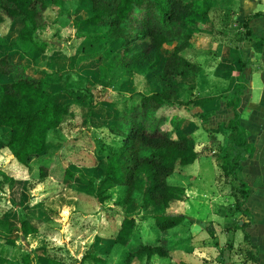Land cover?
I'll use <instances>...</instances> for the list:
<instances>
[{
	"label": "trees",
	"instance_id": "obj_1",
	"mask_svg": "<svg viewBox=\"0 0 264 264\" xmlns=\"http://www.w3.org/2000/svg\"><path fill=\"white\" fill-rule=\"evenodd\" d=\"M78 3L85 7L84 16L69 20L68 13H60L53 19L60 26L74 25L77 35L83 38L81 46H76L70 56L69 66L59 72L56 57L63 54L59 45L53 39L40 38L38 30L47 24L44 11L51 6L62 7L64 0H0V25L5 21L10 23L8 35L0 34V127L8 130L7 134H0V144L6 145L20 163L30 165V162H37L40 177L51 175L63 181L73 180L78 174L86 183L87 192L92 183L98 181L102 188L107 183L124 187V195L116 203L124 211L114 210L113 213L119 219L116 233L98 251L93 245L87 248L81 262L89 260L91 264H105L112 242L125 246L130 261L148 258L154 253L166 255L165 248L169 247L172 237L163 236L164 244L156 243L157 240L142 241L134 231V213L127 211L126 206L139 204L146 217L143 218L162 231L183 218L182 213L168 211L171 204L186 198L183 186L171 183L168 176L177 167L193 162L197 151L182 122L175 124L176 113L167 117L157 111L163 106H175L178 110L185 108L204 121L205 114L210 111L207 104L217 97L187 96L185 93L186 99L180 98L185 91L181 88L183 80L193 75L197 68L183 51L190 45L193 19L205 17L209 0H79ZM256 14L259 12L244 17L243 25L248 34L251 29L247 21ZM103 36L107 37V42L90 52L91 60L80 59V54L89 53L87 46L96 44ZM11 37L14 39L9 40ZM251 37L264 39V35ZM13 45L25 53L31 64L46 55L44 64L34 65V72H30L25 63L13 62L10 58ZM166 45L170 46L168 51L164 48ZM48 48L52 51L47 52ZM76 54L79 61L75 65L72 62ZM238 61L240 84L234 92L217 97L224 99L234 110V116L209 131L222 133L228 129L239 136L238 143L225 152L220 166L225 175L236 181L231 185V194L235 207L241 208L249 187L238 178L237 171L245 154L249 153V143L245 127L239 122L238 107L241 94L247 89L245 68L250 62L242 56ZM110 64L114 66L110 73L120 71L123 85L128 83L135 68L144 69L150 91L132 92L120 101V109L112 117L100 120L93 110L99 102L92 99V83L86 72L97 70L99 66L98 81L107 82ZM81 71H85L84 75ZM108 103L114 105V102ZM85 118L92 125L106 126L120 138V143L115 146L106 144L104 153L98 154L92 168L73 163L63 165L57 153L50 161L41 159L50 129L59 127L67 119L83 123ZM187 124L188 128L193 126V123ZM179 127L182 132L176 133ZM211 137L213 140L215 136ZM101 196L104 198L103 192ZM19 221V226L6 227L11 244L17 235L15 230L24 234L36 231V226L24 215L21 214ZM245 237L248 238L246 232ZM44 250L40 246L35 251L42 254ZM24 257L29 264L32 254ZM42 264L64 263L48 256ZM180 264L190 263L181 261Z\"/></svg>",
	"mask_w": 264,
	"mask_h": 264
},
{
	"label": "crops",
	"instance_id": "obj_2",
	"mask_svg": "<svg viewBox=\"0 0 264 264\" xmlns=\"http://www.w3.org/2000/svg\"><path fill=\"white\" fill-rule=\"evenodd\" d=\"M209 5V10L203 19H193L194 30L192 31L190 45L183 51V54L187 58V52L193 48L194 41H196V39L198 41L203 40L205 36L200 34L208 36L210 35L205 39L208 40L209 43H211L209 45L213 47V52H207L211 54L207 56L208 58L209 56H212L209 58L212 64L210 66V68H212L211 71L205 70L206 68L203 66L204 62H202V60L201 62L194 61L197 64V68L193 75L187 79H192L191 82L194 83L193 86H196L195 83L198 81L202 85L206 84V79L208 80V78H212L214 80L213 87L215 89L217 88V91L214 93L206 92L205 89L209 87V85H207L205 88H203V90L200 91L201 93H198V96L218 97L220 94L226 92H234V89L241 82L239 78L240 64L238 57L242 56L243 59H248L250 62L246 67L250 70L249 75H247L245 72L247 89L243 94H241V102L238 107L239 122L245 127L246 137L249 143V153L245 154V159L241 162V167L237 171L238 178H240L249 187L248 195L245 201L241 203V208L235 207L234 197L231 194L230 188V195L232 197V203L235 209L242 211L247 217L245 220L239 219L240 222H238L239 228L243 231V238L242 236L240 237V234L236 231L238 225L236 227L232 225L233 214L223 215L221 210V212L216 213V204L219 203L217 195L213 196V198H216V200L214 199L212 201L213 207H209V212L204 217L195 218L189 214L190 217H183L179 223L169 228L171 232H174L175 230L180 231L176 238V240L179 241L173 246V249L169 255L166 254L165 257H163V255L161 257V255L159 256L154 253L148 258H134L131 260V262L140 263L144 261L147 264L151 260L149 264H152L154 260H158L157 262L160 264H180L181 261H185L190 264H264V39L255 40L251 37L252 35H264V0H209ZM213 5L223 9L222 11H233V21H235V23L238 22L241 26V34L238 37L240 40L239 42H236L235 45H231L229 39L226 42L216 39L215 36L219 35L215 34L216 30L220 31L221 33L226 32L227 34H229V30L223 28L220 15L214 14L218 17H213L210 15V7ZM253 12H259V14L253 15L247 21V26L251 29V34H248L245 31L246 29L243 25V20L246 15ZM9 30L10 28L7 30L8 33ZM242 33L244 34L242 35ZM5 35L7 36L8 34ZM223 38L230 37L225 35ZM209 50L201 45L203 56L204 51L206 52ZM25 57L27 58L25 53L20 48L15 45L11 47L10 58L13 62L27 63L25 61ZM59 57L60 56H57L56 58ZM137 72H142L145 78L144 69L135 68L134 73ZM183 81L185 82L188 80L185 78ZM130 82L131 81L129 80L128 83L124 85L119 84V88L117 89L119 98L113 99L115 100L112 101L114 102V105L109 104L108 101H100L96 106L93 107V110L98 115L100 120L105 117H112L114 113L120 109V101L134 92L133 90H135V87L131 86ZM104 83L107 84L108 82H102V84ZM190 87L192 88V85L189 86V88ZM185 93L186 90L184 94ZM217 97L207 104V107L210 110L208 112V118L213 120V122H211L212 124L207 126L210 128L215 127L213 123L216 120L226 123L234 116V110L226 105L224 99L219 100ZM223 104L226 107L225 110H221ZM86 120L87 119L85 118L83 123H86L92 128L107 129L106 126L92 125ZM0 128L2 129L3 133H8V130L2 127ZM108 133L119 138L109 130ZM102 141L100 140L99 143H97L99 146L98 150H92L94 160H89L88 163L75 160L69 162L66 165L73 163L79 167L87 166L92 168L98 154H102L105 151L106 145L104 146ZM101 145H103V149L101 148ZM47 149L48 133L47 146L43 156L48 155ZM5 150L8 151V158L1 161L7 162V164H4L3 168L2 164L0 163V174L7 180L6 200L8 201L9 206H7L0 213V235L4 236L5 243L7 244V248H5L6 251L3 254H0V264H28L24 257L28 253L32 254V260L29 264H42V262H44L48 256L61 259L64 264H66L65 261L73 258L78 260V264L81 263L82 255L91 245L95 246L94 250L96 251H98L102 246L107 245V242H109L108 239L114 236L117 228L119 227V219L113 217L114 210L121 213L123 212L121 210V206L117 205L116 203L113 205H108V207L105 206L106 208L102 207L101 209L106 221L108 222L109 220L111 228L113 218L118 219V226L116 230L112 234H97L92 237L88 244L85 246L81 245L83 250L81 252L80 258L74 256L72 252H70L68 258L63 254L61 255V252L57 250L58 248L49 247L47 239L50 237V235L44 230H46L45 227L50 225V222L53 223L52 221H54L56 217H59L61 210H59L58 205H54L48 201V197L44 196L45 192H43V194L39 192L38 194H35V196L31 191V189L34 187L32 182L33 180H35V182H42L47 176L40 177L38 175V170V172H36V177L34 174V162H30V165L20 163L12 155L11 151L6 145L0 144V157H3L2 152ZM198 157L199 153L197 152V156L194 160L195 164L198 163ZM218 164V167L220 168L219 170L222 171L220 166L221 161H219ZM16 170H18V174H12V172H15ZM27 171L29 176L28 174H25ZM58 182L62 184L63 189L69 194V199H67L66 202H64L60 196L57 198V200L62 204H74L77 196L80 194L87 196V189H85L86 183L78 174L74 176L73 180L65 179L63 181L59 180ZM107 194L108 193H106V195ZM188 196H190V194H188ZM65 205L68 206L69 204ZM74 209H78V207ZM21 214L30 219V221L36 226V231L24 234L18 230H15L17 235L15 236L14 243L11 244L8 240L6 227L7 225L8 227L19 226V218ZM187 218L192 219V222L188 223V227L184 223ZM207 219H212L209 229L206 228V223H204V221ZM242 223H244L243 226L241 225ZM101 229L103 228L101 227ZM134 231L137 234L135 228ZM245 232L248 234V238L245 237ZM148 239L149 238H145L141 240L147 241ZM241 242L243 243L242 245ZM40 246L44 247L45 249L42 254H40L38 251H35L36 248ZM114 247H123V244L119 242L111 243L107 250L108 257L105 264L109 263L110 260H113L114 254L112 255V250ZM238 247L239 249L242 248L244 250L243 257L240 253H238ZM232 252L235 254L234 257ZM158 256L159 258H157ZM253 256H255V259Z\"/></svg>",
	"mask_w": 264,
	"mask_h": 264
},
{
	"label": "rangeland",
	"instance_id": "obj_3",
	"mask_svg": "<svg viewBox=\"0 0 264 264\" xmlns=\"http://www.w3.org/2000/svg\"><path fill=\"white\" fill-rule=\"evenodd\" d=\"M78 2L79 0H64V4L62 7L51 6L46 9L44 11V16L47 24L46 26L38 30L40 38H49L60 43V51L63 54L60 55L59 58H56L57 70L59 72H62L69 66V60L71 58L70 56L73 55V53L75 52L76 46H81L80 42L83 38L82 36L77 35V30L74 25L60 26L57 23H54L53 19L56 18V16H58L60 13H68L69 20L73 18H78V16H84L86 14L85 7L79 4ZM222 10L223 9H220L219 7H215V5H213L212 7H210L209 13L213 17H218L214 14L220 15L221 24L223 25V28L229 30V34H227L226 32L221 33L220 31L216 30L215 34L219 35L215 37L217 40H222L225 42L229 39L231 45H235L236 42H239L240 40L238 37L241 34V26L238 22L235 23V21H233V11L227 12V10ZM9 28L10 26L8 21L3 22L0 26V34H7V30ZM92 30L93 32H95V29L92 28ZM243 34L244 33H242V35ZM200 35L205 37L202 41H198L197 39L196 41H194L193 48L188 50L187 52V58L192 61L199 62H201L202 60V62H204L203 66H205L206 68L205 70L211 71L212 68H210V66L212 64L209 58H211L212 56H209L208 58L207 56L211 54L207 52H213V47H211V45H209L211 43H209V41L205 39L210 35ZM225 35L230 38H223V36ZM13 39L14 37H11L9 40ZM104 42H107L106 36H103V38L96 44L87 46L89 47V53L85 55L80 54V59H85L86 61L91 60L89 55L90 52L92 53L94 50L100 48L104 44ZM201 45L208 50L210 49L209 51H204V56L206 57H204L202 54ZM164 48L166 49V51H168L170 49V46L166 45ZM51 51V48L47 49V52ZM53 53L56 52L53 51ZM45 56L38 59L36 64H31L28 57H25V61L27 62L25 63L27 65V69L30 72H34V65L40 66L44 64ZM79 57L76 54V58L74 59L72 64H78ZM96 68L97 70H86L88 79H90L92 83V85L90 86V89L92 90L93 94L92 99L97 102L115 101L113 99L119 98L117 90L119 88V84H122L120 71L116 70L110 73V71H112L114 68V66L110 64V67H108L110 78L106 80L108 82L107 84H102L98 81L100 75L97 71L100 72V68L99 66H97ZM249 71V68L245 69L247 75H249ZM72 72H74V70H72ZM84 73L85 71H81V74L84 75ZM181 80L183 79L181 78ZM186 80L188 81L182 82L183 86H181V88H185L187 96H198V93L203 90V88H205L207 85H209V87L205 89L206 92L214 93L217 91V88L215 89L213 87L214 80L212 78H208V80L206 79V84L202 85L198 81L197 83H195L196 86H193L194 83L191 82L192 79ZM130 81V85L135 87V90H133L135 94H138L137 92L144 93L150 91L148 86H146L147 82L145 81L142 72L133 73L130 78ZM191 85L192 88H189V86ZM58 87L59 86H56V88ZM184 92L180 96V98L182 99H186V97L183 96ZM225 109L226 107L223 104L221 110ZM157 112L160 114H164L167 117L170 116L171 113L175 112V124H180L182 122L183 127H185L186 130L190 132L191 143L194 149H196L199 153V157L197 159L198 163L195 164L194 161L193 163L186 164L182 167H177L173 171V173L168 176V179L171 183L183 186L186 194L185 199L188 198L187 200L184 199L171 204L168 208V211L182 213L183 217H190V214L195 218H202L209 212V207H213L212 201L214 199L216 200V198H213V196L218 195L217 198L219 203L216 204V213L222 211L223 215L233 214L232 225L236 227L238 225V222H240L239 219L245 220L247 217L242 211L236 210L232 203L233 200L230 195V188L232 184H236V181L233 180L229 175H224L223 171L219 170L220 168L218 167V163L222 160V157L224 156L225 152H227V150H229L238 143V134L235 131H230L228 129L222 133L209 131L210 127L207 126H210L209 124H212L211 122H213L212 119L208 118L209 113L205 114L206 120L203 121L201 117L193 116L191 112L186 110L185 108H181L178 110L175 106H163L158 109ZM189 122L193 123V126L191 128L187 127V123ZM218 123L219 120H216L213 124L216 127ZM181 127L175 130V132H182ZM1 133H3V131L0 128V134ZM212 135L215 136L213 140H211ZM100 140H103L102 142L104 146L108 143L112 144V146H115L116 144L120 143V139L108 133V129L106 128H92L86 123L80 124L74 119H67L58 128L50 129L48 131V155H45L41 159H46L50 161L53 158L54 154L57 153L59 160L63 165H66L69 162L75 160L83 163H88L89 160H94L92 150L99 149L97 143H99ZM2 154L3 157H0V163L4 168V164H7V162L1 160H6L8 158V151L5 150L2 152ZM34 164V174L36 176V172H38V166L37 162H35ZM12 174L17 175L18 170L12 172ZM25 174H28L29 176L28 171ZM58 181L59 179L51 175H47V177L42 182H35V180H33L32 182L34 184V187L31 189V191L34 193V195L38 194L39 192H41L42 194L43 192H45L44 196L48 197V201L54 205H58L59 210H61V214L59 215V217H56L54 221H52L53 223L50 222V225L48 227H45L46 230H44L47 231L50 235V237L47 239L49 247L58 248L57 250L61 252V255L63 254L68 258L70 252H72L74 256L80 258L81 252L83 250V248H81V245L85 246L86 244H88L92 237L97 234H112L116 230L118 226V219L113 218L111 228L109 220L108 222L106 221V218L101 209L102 207H108V205H113L117 203V200L124 195V187H111V184L107 183V185L105 184V186L102 188L103 185L98 181L92 183L90 188H88L89 191L87 192V196L84 194H80L77 196V199L74 204H62L60 201L57 200V198L60 196V198L64 200V202H66V200L69 199V194L63 189L62 184ZM6 192L7 180L4 178V176L0 174V213L7 206H9V203L6 200ZM102 192L104 194L105 199L103 198V196H101ZM106 193L108 194L106 195ZM188 194H190V196H188ZM65 204L69 205L66 206ZM77 207L78 209H74ZM140 208L141 207L139 204H129L128 206H126V210L133 212V215L137 220V226L135 227L137 234L141 239L149 238L148 240H157L156 243L162 244L165 243L161 239L163 236L173 237L169 241V247L165 248L166 245H163L166 251H168L167 255H169V253L173 249V246L179 241L176 240V238L180 231L175 230V227L174 232H171L169 228V230H160L154 223H152L148 219L143 218L145 217V215L142 213ZM121 210L124 211L123 208H121ZM211 220L207 219L204 221V223H206L205 226L208 229L209 226H211ZM191 222L192 219L187 218L184 223L188 227V223ZM101 227L103 229H101ZM236 231L240 234V237L242 236L243 238V231L239 228V225L237 226ZM242 244L243 243L241 242V245ZM6 246L7 244L5 243L4 236L0 235V254H3L6 251ZM237 250L238 253H240L243 257L244 250L242 248L239 249V247ZM155 254L159 255L158 253ZM112 255L114 256L113 260H110V262L107 264H146L144 261L140 263L131 262L126 256V249L124 245L123 247H114L112 250ZM232 255L234 257L235 254L232 252ZM159 256L157 258H159ZM165 256L166 255H163V257ZM77 261L78 260L71 258L65 262L66 264H77ZM157 261L158 260H154L152 264H160ZM150 262L151 260L149 261V263ZM81 264H91V262L89 260L82 261Z\"/></svg>",
	"mask_w": 264,
	"mask_h": 264
},
{
	"label": "water",
	"instance_id": "obj_4",
	"mask_svg": "<svg viewBox=\"0 0 264 264\" xmlns=\"http://www.w3.org/2000/svg\"><path fill=\"white\" fill-rule=\"evenodd\" d=\"M56 43H58V45H60V43L58 41H55Z\"/></svg>",
	"mask_w": 264,
	"mask_h": 264
}]
</instances>
